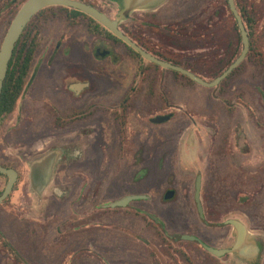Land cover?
Instances as JSON below:
<instances>
[{
	"label": "rangeland",
	"instance_id": "rangeland-1",
	"mask_svg": "<svg viewBox=\"0 0 264 264\" xmlns=\"http://www.w3.org/2000/svg\"><path fill=\"white\" fill-rule=\"evenodd\" d=\"M8 1L10 4L11 0ZM81 1H88L105 9L113 18L119 16L120 24L125 30L140 36L146 45L161 52L162 56L178 61L183 66L194 65L199 71L206 65V71H203L209 75L214 72L213 64L219 54L216 52L212 37L217 34L216 37L221 38L220 41L226 42L227 37L235 32L232 15L225 0H196V4L193 5H191L193 0H184L191 1L190 3L177 0L178 11L175 14L172 12L173 8H170L172 5H168V0L164 4L133 11L127 19L123 16L121 6L119 7L114 0ZM25 2L26 0H20L7 11V30L16 12ZM215 9L222 13L218 29L208 40L203 39L200 37L201 30L198 29L195 19L201 17L200 20H205ZM202 10L207 14L198 16ZM69 13V10L61 8L50 9L47 12L49 17H54L50 19L54 20L47 25L43 34L45 36L41 37L44 44L35 57L31 72L32 82L24 91L15 111L0 117V162L11 164L23 173L18 184L19 191L12 197L11 203L0 206V209L11 205L35 204L29 197L32 194L29 179L30 161L41 156L56 142L73 141L76 149L70 150L69 153L81 152L78 147H84L86 142L85 138H81L83 136L79 130L58 132L47 127L46 101L49 99L51 102H57L61 97L56 87L57 80L60 81L62 71H66L54 70V67H67L76 62L110 63V58L97 60L93 50L97 46L111 47L114 41L92 35L89 31L90 22L85 16L76 19L75 24L69 22ZM154 15L160 18V23L156 25H152L158 20L154 19ZM150 18L153 20L151 24ZM60 44L62 46L59 49ZM116 44L122 47V49L117 47L118 51L129 53L124 44ZM50 61L54 63L50 64ZM140 65L148 75L154 74L155 80L168 89L169 94L174 96L173 100L180 103L183 110L193 107L199 112L205 111L207 116L202 118L194 114L196 125L184 117L181 122L175 121L178 122L176 128L174 122L157 126L158 128L155 126V130L148 123L144 127H138L135 140L129 135V146L134 147L128 149L122 169L115 163L113 165L115 167L111 165L112 168H108L107 162L101 161L97 164L93 159H87L89 164L85 167L86 171L82 172L90 176L88 190L97 192L96 198L92 200L116 198L123 195L124 189L125 192L133 190L139 195H151V199L140 202V206L156 214L159 219L172 220L173 224L168 225L173 230L193 233L199 230L201 233L204 231L207 233L223 225L224 229L231 231L233 227L224 224V221L238 218L251 228L250 239L255 240L257 235H264V127L259 122L262 120L264 123V106L262 99L255 93L252 94V91H255L251 81L253 79L248 78L249 74H244L246 71H241L236 78L230 80V85L224 89H216L217 87L193 84L179 75H173L169 69L151 64L150 61H143L140 64L134 58L121 55L115 71L119 85L125 87L130 84ZM69 71L73 74L76 72L73 69ZM231 86L233 87L230 89ZM116 92L121 94L119 88ZM162 94L164 113L172 108L165 104V100L169 99L167 93L163 91ZM252 105L258 107L259 121L253 118L255 114L249 110ZM63 107L69 112L72 106L64 104ZM223 107L224 116L221 114L222 111L219 113V109L222 110ZM239 124L242 128H238ZM80 130L87 133L85 128ZM142 155L144 156L142 163L136 162ZM57 157H63L62 151L58 152ZM139 174H143L141 180L134 185L131 184ZM198 174L203 176L202 202L210 222L208 226L200 220L199 212L196 210L195 182ZM107 175L111 177L121 175L126 178V184L119 182L107 185L111 179L106 178ZM101 177H105L106 182H100ZM6 182L7 178L0 176V191ZM167 186L176 188L177 197L166 199ZM107 188L109 195L102 197L101 193ZM19 208L21 207H14L16 214L23 213ZM28 220L33 222L31 218ZM139 223L141 226H158L149 215L144 218L141 216ZM142 235L146 239H152L153 232H145ZM209 239L215 241L217 245L222 243L221 238ZM4 260V254L0 253V264H4Z\"/></svg>",
	"mask_w": 264,
	"mask_h": 264
},
{
	"label": "flooded vegetation",
	"instance_id": "flooded-vegetation-1",
	"mask_svg": "<svg viewBox=\"0 0 264 264\" xmlns=\"http://www.w3.org/2000/svg\"><path fill=\"white\" fill-rule=\"evenodd\" d=\"M19 1L11 0L10 5L8 0H0V41L2 42L7 32V11ZM50 18L54 17H49L45 13L36 19L37 25L41 26L36 32L39 38L37 51L44 44L41 37L45 34L47 25L54 20ZM116 43L114 42L111 47L97 46L93 50L97 60L110 58V63L76 62L67 67H54V70L66 69V71H62L61 80H57L56 87L61 97L57 102H51L49 99L46 101L47 127L58 132L79 130L78 132H81L83 136L81 138H85L86 142L84 147H78L81 152L72 151L71 153H69L70 150L76 149V146L72 144L73 141L56 142L41 156L29 162V179L32 187V194L29 197L35 202L32 205L28 203L20 204L21 206L9 205L12 197L19 191L18 184L23 173L17 167L6 164L8 166L5 167L17 170L19 177L11 194L0 204L3 206L10 202L8 204L10 207L0 209V253L4 254V264H264V235H257L255 239L260 246V252L252 261L243 258L238 252L228 251L218 256L207 250L202 243L217 249L231 248L236 238L234 228L230 231L224 229L223 225H219L216 228L220 230L213 232L201 233L199 230L197 233L183 232L170 228L168 224H173L172 220L161 218L164 226H141L139 225L141 213L149 215L152 212L142 208L140 202L148 201L151 195L148 199L132 200L127 207L105 206L110 203V200L115 201L137 194L133 190L125 192L124 188L123 195L116 198L92 200L96 198L97 192L88 190V184L91 183L90 176L82 172L86 171L85 167L89 164L87 159L91 158L97 164L101 161L107 162L108 168H112L115 163L122 169L128 149L134 147L129 146V137L134 139L139 131L138 127H144L148 123L155 130L157 126L174 122V128H176L178 122L175 121L181 122L184 117L196 125L194 114L202 118L207 116L205 111L199 112L193 107L183 110L180 103L173 100L174 96L169 94L168 89L155 80L154 74L148 75L142 66H140L141 69L139 68L140 72L136 71V76L133 75L130 84L125 87L119 85L115 72L119 57L121 55L127 58L132 57L128 52L118 51L117 47L120 46ZM61 46L62 44L58 46L59 49ZM36 55L37 52L34 61ZM53 63L54 61H50V64ZM69 69L76 72L73 74ZM251 81L255 89L252 94L258 95L264 106V79L253 78ZM31 82L32 78L27 86ZM118 88L121 94L116 92ZM163 91L169 97L165 100V104L172 108L164 113L162 111L164 110L162 109ZM64 104L72 106L69 112L64 110ZM221 109L219 113L222 111L221 114L224 116L225 107ZM249 110L253 111L252 113L255 114L253 118L257 119L258 107L252 105ZM259 122L264 127L262 120ZM240 127L242 128V125L239 124L238 128ZM81 128H85L87 133L80 130ZM59 151H62L63 157H57ZM69 155L72 157L70 158ZM143 160L142 155V158H137L136 162L142 163ZM1 163L0 165L5 164ZM142 175L135 177L131 184L134 185L140 181ZM3 176L8 182L9 175L3 174ZM108 177L111 179L108 180L107 185L119 182L126 184V178L121 175L113 177L107 175L106 178ZM106 178L101 177L99 181L104 183ZM5 187L0 191L1 195ZM130 188L131 186L128 187ZM169 190H175L174 197H177L176 188L167 186V191ZM101 195L108 196V188ZM14 207H21L19 211L22 210L23 213L16 214ZM28 218H31L33 222ZM201 220L204 223L205 220L208 221L205 223L207 226L210 224L207 216L205 220L202 218ZM246 225L249 228V225ZM149 231L153 232L152 239L142 237L143 233ZM179 234H191L201 242L191 238L182 237L175 240L171 237ZM209 237L221 238V245L215 244V241H211Z\"/></svg>",
	"mask_w": 264,
	"mask_h": 264
},
{
	"label": "trees",
	"instance_id": "trees-1",
	"mask_svg": "<svg viewBox=\"0 0 264 264\" xmlns=\"http://www.w3.org/2000/svg\"><path fill=\"white\" fill-rule=\"evenodd\" d=\"M186 1L184 2L183 0L184 3H190L192 0L190 2L189 1L186 2ZM86 2L90 5H93L99 8L101 11L106 12L105 9L98 7L97 5H94L92 3H89L88 1ZM195 2L196 0H193L191 5L196 4ZM235 2H236V6L238 8L239 13L242 15V19L245 23L246 29L248 30V33L250 35L249 36L250 43H251L250 52L249 54H247L242 64L239 65L235 69V71L231 72L229 76L226 79H224L222 83L216 89H224L226 86L230 85V82H231L230 80L233 77L236 78V75L239 74L241 71H246L244 72V74L245 73L249 74L250 76L248 77L249 79H253V78L259 79V80L264 79V31H263L264 30V0H235ZM225 3L230 11V14L232 15L233 28L235 32L234 34L229 35L227 37L226 42L220 41L219 39L221 38H217L216 37L217 34L212 37V40L214 44L216 45V52H219V54H218L217 61H215V63L213 64L214 72H212L211 75L206 74V72H204L206 71V65H204L203 67L204 71L203 70L199 71L194 65L183 66L179 64L178 61H174V60H171V59H168L162 56L161 52L153 50L148 45H146V43L143 41V39L140 36H136L132 32L125 30V28L122 25L120 26L125 31V34L127 36H129L132 40L137 42L140 46L143 47V49H145L149 53L161 58L162 60L172 62L186 69H189L192 72L196 73L197 76L207 81H212L214 78H217L223 72H225L228 69V67L233 62H235V60L239 57V55L242 53V50H243L241 32L237 25L235 15L229 6L228 0H225ZM168 5H172L170 8H173L172 12H174V14L176 11H178L176 9L178 5L177 0H170L168 2ZM188 6L189 4L187 5V7ZM55 8L69 10L70 11L69 13L70 22H72L73 24H75V20L78 19L80 16L87 17L90 22L89 31L92 35L101 36L102 38L110 39V40H113L114 42L124 44V46H126L127 49H129L130 56L136 59L137 62H139L140 64L143 61H147L134 48L126 44L119 37L115 36L109 29L106 28V26H104L97 20L88 16V14H86L85 12H82L74 8L65 7V6L47 7L41 10L40 12H38L34 17H32L31 21L26 26L19 41L16 44V48L14 49V53L10 61V66L8 67L7 78L5 79V84L3 85V89H2L1 100H0V117L3 115H9L15 111L16 105L18 104L20 98L22 97L31 79L32 67H34V56H35V53L37 52V49L39 48V38H38V33L36 34V32L37 30H40L41 28L39 24L37 25L36 19L38 18V16L47 13L50 9L52 10ZM204 14H207V12H204L202 10L200 15L198 16H203ZM107 15L113 18V16H111L110 14H107ZM221 16H222L221 11L215 9L211 15L207 16L205 20H200L201 17L200 18L198 17L197 19H195V21L198 23V29L201 30V31L198 30L199 32H201L200 34L201 38L208 40L211 37L213 32L216 29H218ZM154 17H155L154 19H158L157 15H154ZM149 20H150L149 23L151 24L153 20L151 18ZM159 20L160 18L156 20L155 22H153L152 25H156V23H160ZM0 42H1L0 43V48H1L2 40ZM150 63L154 64L157 67H160V65L158 64H155L152 62ZM170 70L173 73V75H179L181 78L187 79L191 83L197 84L196 81L192 80L188 76L182 75L178 71L169 69V71ZM138 72H140V69L138 70ZM232 87L233 86H231L230 89ZM2 165L8 166L6 164H2ZM0 176H3V174L0 173ZM196 210L198 213L197 208ZM206 215H207V212H206ZM141 216L142 218H144L146 215L141 213ZM200 220H201V217H200ZM157 225L160 226V224H157Z\"/></svg>",
	"mask_w": 264,
	"mask_h": 264
},
{
	"label": "water",
	"instance_id": "water-1",
	"mask_svg": "<svg viewBox=\"0 0 264 264\" xmlns=\"http://www.w3.org/2000/svg\"><path fill=\"white\" fill-rule=\"evenodd\" d=\"M120 1H121V11L122 13H124L123 16L127 19L129 14H131L133 11L143 8L147 9L150 6L153 7L157 5L161 0H120ZM228 3L235 15L237 25L241 32L243 50L242 53L239 55V57L235 60V62H233L225 72H223L217 78H214L212 81H207L197 76V74L192 72L191 70L179 66L178 64L162 60L161 58L143 49L142 46H140L137 42H135L125 34V31L120 26L119 16H117L116 18H111L110 16L107 15L106 12L101 11L99 8L81 0H26V2L22 5L21 9L19 10V12H17V15L11 22V25L6 32L2 46L0 48V100H1L3 85L5 84V79L7 78V74H8V67L10 66V61L12 59L17 42L19 41L23 31L25 30L28 23L31 21L32 17H34L38 12L49 6L51 7L67 6L85 12L91 18L97 20L98 22L106 26V28L109 29L115 36L119 37L126 44L134 48L147 61L158 64L164 69H172L178 71L180 74L188 76L192 80L196 81L197 84H200L202 86L218 87L222 83V81L229 76L231 72L235 71V69L242 64L247 54H249L251 47L250 37H249L250 35L242 19V15L238 11L235 0H228ZM0 172L9 175L5 190L3 194L0 195V204H1L6 199V197L9 196V194H11V192L13 191L14 185L17 181V177H19V174L17 170L11 169L10 167H5L3 165H0ZM202 182H203V176L202 174H198L195 182V203L201 218L205 220L206 215L202 202ZM174 195H175V190H169L166 193V199H171L174 197ZM149 197L150 196L147 194L128 195L124 198L121 199L119 198L115 201H112L106 204L105 206L127 207L130 201L132 200L148 199ZM149 215L150 217H152L153 220L157 222V224L164 226L163 221L159 219V217L156 214L151 213ZM205 222L208 223V221L206 220ZM224 223L230 224V226L234 228L236 234L234 245L231 248L229 247L224 249H217L211 247L206 243H202L204 247L207 250L211 251V253L218 256H222L228 251L238 252L240 256H242L243 258L252 261L253 258L256 255H258V253L260 252V246L255 242V240L250 239L251 233L246 223L242 221V219H238V218L226 219ZM171 237L175 238V240L185 237L201 242L200 239H198L196 236H193L191 234L172 235Z\"/></svg>",
	"mask_w": 264,
	"mask_h": 264
},
{
	"label": "crops",
	"instance_id": "crops-1",
	"mask_svg": "<svg viewBox=\"0 0 264 264\" xmlns=\"http://www.w3.org/2000/svg\"><path fill=\"white\" fill-rule=\"evenodd\" d=\"M165 1L167 2L168 0H163V1L161 0L157 5L164 4ZM114 2H116L119 5V7L121 6V1L120 0H115ZM157 5H155V6H157ZM250 233H251V230H250Z\"/></svg>",
	"mask_w": 264,
	"mask_h": 264
}]
</instances>
